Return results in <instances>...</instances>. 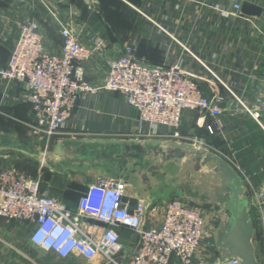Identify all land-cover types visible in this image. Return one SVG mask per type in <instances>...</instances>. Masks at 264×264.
I'll use <instances>...</instances> for the list:
<instances>
[{
    "label": "crops",
    "instance_id": "crops-1",
    "mask_svg": "<svg viewBox=\"0 0 264 264\" xmlns=\"http://www.w3.org/2000/svg\"><path fill=\"white\" fill-rule=\"evenodd\" d=\"M243 2L259 7L260 16L226 15L233 5ZM23 20L38 24L48 51H56L61 44L60 26L71 28L84 46L102 41L101 55L83 65L85 81L98 86L107 74V62L119 57L124 46H131L139 59L151 65H169L183 54L170 36L175 38L214 74L184 53L185 66L200 82L204 95L217 94L222 99L223 133L209 136L202 130L205 147L244 171L252 187L264 181V113L256 122L238 105L240 101L251 108L257 95L264 97V0H0V69L7 64L17 39L15 23ZM21 94L17 85L0 81V145L12 146L11 139L15 145L23 138L40 141V135L30 128V105L15 101ZM196 119L192 112L183 113L180 132L184 136H196ZM136 128L137 113L119 94H87L78 100L65 128L46 140L43 152H50L57 140L66 144L91 139L132 140ZM10 166L27 176L28 168H33L35 177L48 174V183L42 181L41 190L72 210L85 192V180L89 184L101 177L119 180L107 170L81 166L72 167L71 175L61 176L17 153L1 152L0 170ZM126 194L131 205L139 197L154 202L168 201V196L180 199L173 189L159 187L145 195L134 184H127ZM30 230L24 222L0 217V264H43L44 254L51 261L80 263L79 258L59 259L32 247ZM119 233L126 250L131 251L133 235L124 229Z\"/></svg>",
    "mask_w": 264,
    "mask_h": 264
},
{
    "label": "built area",
    "instance_id": "built-area-1",
    "mask_svg": "<svg viewBox=\"0 0 264 264\" xmlns=\"http://www.w3.org/2000/svg\"><path fill=\"white\" fill-rule=\"evenodd\" d=\"M226 15L240 17V5H233ZM15 26L17 39L7 64L0 69V81L21 89L15 101L30 105V127L39 135L50 139L58 134L78 100L100 91L119 94L136 111L132 140L185 142L209 150L202 138L197 141L180 132L184 112L194 113L198 127L207 135L223 133L222 99L217 94L204 95L200 82L184 63V53L194 55L170 35L183 53L173 63L151 65L139 59L131 46H124L119 57L107 62V74L98 86L85 81L83 65L101 55L102 41L84 46L71 28L60 26L61 44L56 51H48L35 21H17ZM238 105L256 122L264 113L260 94L253 107L240 101ZM230 166L248 188L256 255L264 264V181L252 187L244 171ZM126 193L123 181L101 177L86 186L72 210L41 190L39 176L31 178L10 166L0 170V217L31 226L30 245L59 259L76 257L99 264H239L236 259L217 255L214 207L199 208L180 199L154 202L148 197H139L131 205ZM120 229L133 235L131 251L121 242Z\"/></svg>",
    "mask_w": 264,
    "mask_h": 264
},
{
    "label": "water",
    "instance_id": "water-1",
    "mask_svg": "<svg viewBox=\"0 0 264 264\" xmlns=\"http://www.w3.org/2000/svg\"><path fill=\"white\" fill-rule=\"evenodd\" d=\"M240 13L258 18L261 9L243 2ZM201 136L199 127L197 141ZM1 152L17 153L61 176L71 175V168L77 166L104 169L120 181L138 186L145 195L159 187L173 189L175 197L188 200L196 207L216 209L218 225L213 239L220 259L260 264L247 186L226 161L198 144L118 139L66 144L57 140L50 152L0 145Z\"/></svg>",
    "mask_w": 264,
    "mask_h": 264
},
{
    "label": "rangeland",
    "instance_id": "rangeland-1",
    "mask_svg": "<svg viewBox=\"0 0 264 264\" xmlns=\"http://www.w3.org/2000/svg\"><path fill=\"white\" fill-rule=\"evenodd\" d=\"M31 129H32V127H30ZM33 130V129H32ZM34 131V130H33ZM35 132V131H34ZM12 141L10 142V144L12 145V146H21V147H23V148H32V149H37V150H40L41 152H43L47 147V145L45 144V142H46V140H47V138L46 137H44V136H42V135H40L39 136V140L40 141H38V143H37V140L35 141L34 139H31V138H23V141L19 144H17V145H15V143H14V141H13V139H11ZM32 140V141H31ZM32 144H34V146L32 145ZM47 150V149H46ZM14 167H16V164H14L13 165ZM12 166V167H13ZM33 170V168H28V171H30V172H28V174H29V177H31V178H35V173H34V171H32ZM48 174H45V175H43V176H41L40 175V181H41V185H42V181H43V183L45 184V185H47V183H48ZM83 183H85V184H89V181H87V180H85ZM81 185H82V183H81ZM170 199H172L171 198V196H168V200H170ZM63 203H64V201H63ZM215 209V208H214ZM43 259V264H72L70 261H51L52 259H50L51 257H49V256H47V255H43V257H42ZM215 258H216V255H215ZM82 261V262H81ZM81 261H79L78 260V262H80L79 264H89V263H87V262H85V261H83V260H81Z\"/></svg>",
    "mask_w": 264,
    "mask_h": 264
},
{
    "label": "trees",
    "instance_id": "trees-1",
    "mask_svg": "<svg viewBox=\"0 0 264 264\" xmlns=\"http://www.w3.org/2000/svg\"><path fill=\"white\" fill-rule=\"evenodd\" d=\"M79 198H80V197H79ZM79 198H78V199H79ZM78 199H77V201H78Z\"/></svg>",
    "mask_w": 264,
    "mask_h": 264
}]
</instances>
